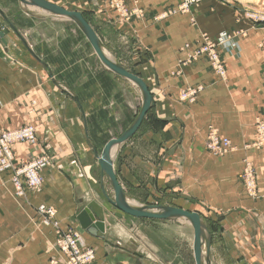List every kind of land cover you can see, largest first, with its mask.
Instances as JSON below:
<instances>
[{
  "label": "crops",
  "instance_id": "0c3cea01",
  "mask_svg": "<svg viewBox=\"0 0 264 264\" xmlns=\"http://www.w3.org/2000/svg\"><path fill=\"white\" fill-rule=\"evenodd\" d=\"M44 1L93 13L101 43L151 95V109L120 153L117 179L125 196L137 205L196 212L209 233L208 264H264V150L246 153L260 198L247 199L237 179L242 146L254 140L255 119L264 122V27L248 30L237 51L221 54L225 76L220 77L204 57L189 59L199 33L214 38L237 27L216 3L211 4L216 12L203 4L192 13L194 27L191 15L156 20L159 9L178 0H139L143 15L126 23L104 0ZM132 5L127 0L129 9ZM4 30L0 133L32 126L36 144L14 145V164L45 154L51 164L42 173L41 191L26 190L22 197L11 173L0 174V264L61 262L55 242L57 232L67 229L93 250L92 264H195L193 251H179L174 228L180 221L122 215L109 203L113 191L95 164L102 134L114 129L116 117L135 115L141 93L130 83L122 89L128 80L83 56L80 31L63 19L0 15ZM189 88L199 93L187 102L181 95ZM210 126L232 142L234 153L213 158L203 150ZM91 204L104 217V234L97 237L76 219ZM39 205L54 210L51 222L36 212Z\"/></svg>",
  "mask_w": 264,
  "mask_h": 264
},
{
  "label": "rangeland",
  "instance_id": "374dc122",
  "mask_svg": "<svg viewBox=\"0 0 264 264\" xmlns=\"http://www.w3.org/2000/svg\"><path fill=\"white\" fill-rule=\"evenodd\" d=\"M130 1L134 5V6L132 5L133 6L132 9H129L127 7V0H117V1L116 0H104V2L107 4L108 8L110 10H112L119 17L120 21L123 20L124 23L130 22L133 18H138L139 16L143 15V11L138 7L139 6V0H130ZM1 3H2L1 6L4 10L0 9V11L3 15H48V17L60 18V19L65 20L67 26L75 27L80 31L81 38H82V44H83V51H84L83 56L85 55V53H86V55H88V57L90 55V60H92V62H94V66L96 65L98 67H103V69L109 71L101 63V61L99 60V58L95 54L92 46L88 42V40H87L84 32L82 31L81 27L77 23H75L74 21L67 19V18L60 17V16H56L53 14H48V13H46L40 9L34 8V7H29L26 4H24L21 0H2ZM213 3L218 4L221 7L220 10L223 13L228 12L230 15H233V22H234V25H236L237 27H236V29L229 31V32L222 31V32L218 33L214 38L209 37L205 33H199L196 41L194 42L196 44V48L192 52L198 54V52L204 51L202 54H200V55L198 54L199 57H204L208 62H211V64H216V65H211L212 67L221 68L223 66L222 65V59H221L222 53H224L226 51H237L238 39L243 38L246 35L248 30L255 29L258 27H264V0H258V1L257 0H249V1L248 0H246V1L245 0H178L176 5H174V6L166 5V6H163L162 9H159V13H158L156 20H160V19L164 20L167 17H171L173 15L174 16L175 15H188V16L191 15L189 23L191 26L195 27L196 23H195V20L193 18L192 13L195 14L198 11L199 7H201L203 4L208 5L207 9H209L210 12H212V13L216 12L215 7L213 8L211 5ZM62 6H63V8L65 7L66 9H68L69 7L70 8L72 7V6H69L67 4H63ZM1 13H0V15H1ZM78 13H80L82 15L83 19L93 29V19L90 16V15H93V13H88V12H82V13L78 12ZM3 25H7L6 20H4V19H3ZM93 31H94V29H93ZM95 34L97 35L96 32H95ZM222 35H223V37L221 38ZM97 37L101 43L100 37L98 35H97ZM2 44H4V43H2ZM101 46H102V48L105 49V51L110 53L111 56L114 58L113 54L104 46L103 43H101ZM183 46L184 47L182 49L187 50L189 48V46L187 44H184ZM86 51H88V54ZM114 61L116 62L117 65L122 67L115 58H114ZM126 71H128V70H126ZM128 72L131 73L130 71H128ZM263 73H264V69H263ZM131 74H133V73H131ZM223 76H225V73ZM120 78H122V77H120ZM122 82H123L121 84L122 89L126 88L125 83H130L131 85H133V87H135L140 92V90L134 84H132L130 81L129 82L122 81ZM192 89H194V88H189L188 93L190 92L189 90H192ZM185 92H186V90L184 91V93ZM198 93H199V91H196V95L193 97L192 101H194V99ZM188 101H191V100H188ZM142 103H143V99H142ZM142 103H141V106L137 108L134 116L129 117V118H124L123 116L115 118V124L112 126V127H114V129H110L108 132L102 134L101 141L99 144H100L101 148H102V146H103V148L102 149L100 148L101 151L98 153V156L101 155L105 145L109 141H111L113 139H118L119 137H121V135L125 131H127L131 127V125L135 122V120L137 119V117L141 111ZM116 112H118V111H116ZM121 112L125 113L124 109H122ZM148 112H147V114H148ZM146 115H145V117H146ZM258 119L259 118H256L254 121V124H253L254 140L251 143L242 146V149L245 153V156L243 157V159L241 161V168H240V171H239L238 177H237V179H238V181L242 187V190L245 194V197L247 199H250V200H257L260 198V196L257 193V182H256L255 171H254V168H253V165H252L250 159L247 156V154L251 151L253 152V151L264 150V147H262V145L264 144L262 142L264 139V132L260 128V123L257 122V121H261V120H258ZM255 122H257V123L255 124ZM261 122L264 123L263 121H261ZM210 128L215 129L217 134L220 136L219 131L215 127L210 126ZM24 130H30L31 131V134L34 138L33 142L26 140V138H23V136L20 135V133H23L21 131H24ZM209 131H211V130H209ZM208 133H206V138H205V141L203 144V150L209 156H211L213 158H224V157H227L228 155L234 153L235 147L233 146L232 142L229 139L225 138V139L229 140L230 142L228 145L225 146L224 150H220L217 147H214V143L211 141ZM35 136L36 135H35L34 128L32 126H29V125H25V126L19 127L17 129L11 130V131H5V132L0 133V157H5V156L9 155L11 158L10 166L8 165V167L6 165H3L0 161V174L6 173V172L11 173V177H10L11 183H12V186H13L15 193L18 197H22L25 194L26 190L31 191V192H36V193L40 192L42 189V186H43L42 173L51 164V160L49 159V157L46 154L42 155V156H40L34 160H31L27 163H22V164H17V165L14 164V155L12 152V147L16 144L35 145L36 141H37L35 139ZM221 138H223V137H221ZM119 146L120 147H119V149L115 155V158L113 160V165H114L116 177L119 174L118 171H119V167H120V164H119L120 163V153H122V149H123V145H119ZM228 149H231V150L229 151ZM42 159L45 160L44 163L46 165L44 167L40 168L39 170L36 168L26 169L27 167H31V166L35 165L34 163H36L37 161H40ZM76 163H77V161H76ZM95 164H97V167H99L98 162ZM77 166L79 167L78 163H77ZM34 170H35V172H37V176L39 178V184H37V185L32 184L30 182L32 175L34 174ZM104 179L106 182V187L111 188L109 181L106 178H104ZM251 187L253 190L252 194L250 193V190H249V188H251ZM248 193H250V194H248ZM125 198H128V197L125 196ZM128 199L130 200V198H128ZM40 206L42 209L39 208ZM141 206H151V207H157V208H179V209H181L180 207H175V206L174 207H160L159 205H155V204L141 205ZM182 210H184V209H182ZM117 211H119V210H117ZM36 212L47 223L51 222L53 217H55L54 210L48 209L44 205H39L38 207H36ZM120 213H122V212H120ZM123 214L124 213H122V215ZM124 215H126V214H124ZM126 217H128V215ZM174 220H176V219H174ZM154 221H160V220H154ZM165 221H168V220H165ZM177 221H180V224H175V226H177V228H174V229L177 230L179 251L180 252H182V251L192 252L193 251V245H192L193 244V242H192V240H193V229L189 225L188 221L184 222L186 220H182V219H177ZM204 227H205V229L203 231V236H202V246L204 247V255H205L206 246L209 243V233H208L207 227L205 225H204ZM66 232H74V231L72 229H68L66 231H58L56 242H55L56 252L65 260H67V257H66V255H64L61 252V250H59L58 241H59L60 237L63 235V233H66ZM193 258H194V254H193ZM206 264H208V263H206Z\"/></svg>",
  "mask_w": 264,
  "mask_h": 264
},
{
  "label": "water",
  "instance_id": "95a60500",
  "mask_svg": "<svg viewBox=\"0 0 264 264\" xmlns=\"http://www.w3.org/2000/svg\"><path fill=\"white\" fill-rule=\"evenodd\" d=\"M24 4L31 7H36L40 10L46 11L50 14L60 16L63 18L70 19L77 23L82 31L84 32L88 42L92 46L95 54L101 61V63L114 74L136 84L139 89H141L144 99L142 103L141 111L135 120V122L131 125V127L125 131L121 137L118 139H113L109 141L100 156H97V162L100 168L102 175L109 181V184L113 191V199L109 200V203L115 207L120 212L136 218V219H148V220H174L178 218L187 219L190 221L193 228V254L195 264H201V237L203 227L201 225V218L197 213H191L186 210H182L179 208H157L151 206H142L140 209H134L126 203L125 193L123 188L121 187L119 181L117 180L113 162L110 159V150L112 147L116 145H123L126 141H128L138 130L140 125L142 124L145 115L151 108L152 98L148 92L146 85L143 81L140 80L137 76L129 73L116 63H112L108 59H106L101 50V43L91 28V26L83 19L82 15L78 12L67 11L57 5L48 3L43 0H21ZM1 13V11H0ZM1 15H3L1 13ZM6 31L0 32V41L5 44L4 35ZM80 227L84 230L88 235L97 237L98 234H104L105 225H104V217L102 215V211L99 208H95V204L85 206L76 217ZM206 251L209 253V244L206 246Z\"/></svg>",
  "mask_w": 264,
  "mask_h": 264
},
{
  "label": "bare ground",
  "instance_id": "6f19581e",
  "mask_svg": "<svg viewBox=\"0 0 264 264\" xmlns=\"http://www.w3.org/2000/svg\"><path fill=\"white\" fill-rule=\"evenodd\" d=\"M24 1H27V0H24ZM44 1V0H43ZM246 1V0H245ZM249 1V0H248ZM258 1V0H257ZM29 7H31V6H29ZM34 8H36V7H34ZM38 9V8H37ZM66 10V9H65ZM43 11V10H42ZM68 11V10H67ZM44 12H46V11H44ZM71 12H74V11H71ZM46 13H48V12H46ZM48 14H50V13H48ZM207 39V38H206ZM208 40V39H207ZM101 46V45H100ZM101 50H102V53H103V55H104V57L106 58V59H108L109 61H111L112 63H116L114 60H113V58H112V56L107 52V51H105V49L104 48H102V46H101ZM203 52H198V54L200 55V54H202ZM198 54H196V53H193L192 52V54H190V60H196L198 57H199V55ZM210 63V66L211 65H216V64H211V62H209ZM211 68L213 69V71L215 72V73H217V74H219V76L220 77H224L223 75H224V70H223V66L221 67V68H214V67H212L211 66ZM139 78V77H138ZM141 80V79H140ZM142 81V80H141ZM132 83V82H131ZM144 83V82H143ZM134 84V83H133ZM145 84V83H144ZM138 89H139V87L136 85V84H134ZM147 87V86H146ZM148 89V88H147ZM140 90V92H141V95H142V99H144V95H143V93H142V91H141V89H139ZM190 92L188 93V89L186 90V92L181 96V99L182 100H184V101H187V102H189L188 100H191L192 101V99H193V97L196 95V91H199V89H192V90H189ZM149 92V91H148ZM150 94V93H149ZM257 122H259L260 123V128L262 129V131L264 132V123H262L261 121H257ZM256 122V123H257ZM255 123V124H256ZM209 130H211V131H209ZM208 135H209V137H210V139H211V141L214 143V147H217L218 149H220V150H224L225 149V146H224V141H226L227 142V145L229 144V140H227V139H225V138H221L218 134H217V132L215 131V129H212V128H209L208 129ZM35 139H36V136H35ZM263 143H264V139H263V141H262ZM119 145H116V146H114V147H112L111 148V150H110V154H109V156H110V159H111V161L113 162V160H114V158H115V155H116V153H117V151H118V149H119ZM262 147H264V144L262 145ZM232 149V148H231ZM231 149H228L229 151L231 150ZM105 178V177H104ZM249 190H250V193L252 194L253 193V190H252V187L251 188H249ZM250 193H248V194H250ZM125 200H126V203L129 205V206H131L132 208H134V209H140L142 206L141 205H137V204H135V203H133L131 200H129L128 198H125ZM40 209H42L41 208V206L39 207ZM48 209H50V208H48ZM189 212V211H188ZM191 213H193V212H191ZM195 213V212H194ZM200 217V216H199ZM201 218V217H200ZM178 219H182V220H186V221H188L189 222V224H190V226L192 227V225H191V223H190V221L189 220H187V219H183V218H178ZM177 220V219H176ZM201 225H202V227H203V230H202V236H203V231H204V226H203V223H202V219H201ZM193 229V228H192ZM68 230V229H67ZM73 230V229H72ZM66 231V230H65ZM76 234H77V236H78V240H79V243H80V247L82 248V249H90V248H88V247H86L83 243H82V240H81V238H80V236H79V234L75 231V230H73ZM204 242V241H203ZM206 242V241H205ZM201 245H202V237H201ZM90 250H92V249H90ZM92 252H93V250H92ZM94 253V252H93ZM208 255H209V253H207V251H206V253H205V255H204V247L203 246H201V251H200V257H201V264L203 263V261H204V264H206L208 261H207V258H208ZM60 258H61V262H59V263H56V264H67V260H65V259H63L61 256H60ZM93 258H94V256H93ZM94 260V259H93Z\"/></svg>",
  "mask_w": 264,
  "mask_h": 264
},
{
  "label": "built area",
  "instance_id": "2783aa9c",
  "mask_svg": "<svg viewBox=\"0 0 264 264\" xmlns=\"http://www.w3.org/2000/svg\"><path fill=\"white\" fill-rule=\"evenodd\" d=\"M222 37H223V35L221 36V38ZM201 52H204V51H201ZM24 131H21L23 133H20V135L23 136V138H26V140L33 142L34 138L31 134V131L30 130H24ZM226 145H227V142L224 141V146H226ZM10 160H11V158L9 155H7L5 157H0L1 163L3 165H6L7 167H8V165L10 166ZM44 162H45V160L42 159V160L34 163L35 165H33L31 167H27L26 169L36 168L39 170L40 168H42L46 165ZM35 170H34V174L32 175L30 182L32 184L37 185V184H39V178H38L37 172H35ZM58 246H59V250H61V252L64 255H66L67 264H92V262H93L94 253L90 249H82L80 247L78 236L75 232L63 233V235L60 237V239L58 241Z\"/></svg>",
  "mask_w": 264,
  "mask_h": 264
}]
</instances>
